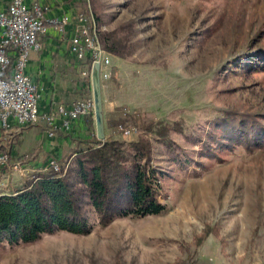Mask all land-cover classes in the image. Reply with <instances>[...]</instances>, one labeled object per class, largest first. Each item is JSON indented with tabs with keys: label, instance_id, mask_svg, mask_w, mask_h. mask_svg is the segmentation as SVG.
Returning a JSON list of instances; mask_svg holds the SVG:
<instances>
[{
	"label": "rangeland",
	"instance_id": "rangeland-1",
	"mask_svg": "<svg viewBox=\"0 0 264 264\" xmlns=\"http://www.w3.org/2000/svg\"><path fill=\"white\" fill-rule=\"evenodd\" d=\"M91 4L99 29L132 25V53L115 67L118 60L111 56V70L118 72L100 81L102 112L118 103L141 119L182 126L181 132L170 130L173 150L150 134L166 210L102 226L88 206L90 233L60 230L14 245L2 240L0 264H264V146L219 147L209 137L220 132L215 123L224 113H251L264 123V67L245 70L239 63L264 50V0ZM137 131L111 135L129 140ZM16 139L12 144L19 150ZM27 142L22 150L33 151ZM32 154L4 166L28 178L36 170L25 174L22 165ZM206 225L217 227L218 235L209 233L194 245Z\"/></svg>",
	"mask_w": 264,
	"mask_h": 264
},
{
	"label": "trees",
	"instance_id": "trees-1",
	"mask_svg": "<svg viewBox=\"0 0 264 264\" xmlns=\"http://www.w3.org/2000/svg\"><path fill=\"white\" fill-rule=\"evenodd\" d=\"M91 2L93 0L89 5L85 0L74 2L76 14L86 17L89 29L93 25L99 27V16ZM131 32L132 25L128 23L112 30L99 29L98 37L107 52L126 58L133 51L129 40ZM80 62L84 68L82 72H87L79 79L84 87L78 100H83L91 97V58L85 54ZM239 63L245 70L264 67V50L251 58L241 59ZM93 115V110L85 115L88 136L75 137L73 147L65 150L60 158H51L63 169L62 174L57 175L53 169L37 171L25 181L21 191L0 194V241L6 240L10 245L32 243L44 234L60 230L86 235L93 228L88 206L96 222L102 226L117 217L165 212L166 205L159 200L160 172L152 165L155 147L150 134H154L167 149L173 150L175 142L170 137V130L181 132V124L144 120L138 114L126 112L124 106H116L105 115L106 128L117 132L119 125H134L139 131L129 140L111 134L101 140L96 137ZM260 115L264 118V114ZM219 119L215 129L220 132H209L212 143L219 147L241 144L249 149L264 146V123L257 116L224 113ZM42 129L50 130L46 125ZM202 147L205 154L210 155L207 144ZM1 152L7 153L8 161L14 157L10 150L0 145ZM15 157L21 158V155ZM209 233L218 235V228L206 225L194 235L193 244L199 245ZM115 264L121 262L117 259Z\"/></svg>",
	"mask_w": 264,
	"mask_h": 264
},
{
	"label": "built area",
	"instance_id": "built-area-1",
	"mask_svg": "<svg viewBox=\"0 0 264 264\" xmlns=\"http://www.w3.org/2000/svg\"><path fill=\"white\" fill-rule=\"evenodd\" d=\"M86 21V17L76 14V32L70 39V50L79 60L85 54L90 56V77L96 71L95 64L99 63V79L106 80L111 76V53L103 48L99 40V27L93 25L89 29ZM68 22L67 16L46 19L41 5L37 3L28 5L25 0H11L5 10H0V122L2 126L10 127L9 119L13 118L19 127L44 123L50 128L49 134H52V130L59 126L56 123L57 117L60 118V126L68 129L73 119L93 110V98L90 97L76 100L69 105L59 104L55 110L44 115L40 114L38 87L25 73L29 53L41 49L40 37L46 31V24L50 23L62 28ZM85 73L87 72H82V74ZM117 129L124 136L136 131L135 126L119 125ZM7 157L6 152L0 153V168L6 164ZM50 169L55 170L57 175L63 173V169L53 160L38 171L46 172ZM32 177L33 174L25 178L22 183L15 185L11 193L21 191L25 181Z\"/></svg>",
	"mask_w": 264,
	"mask_h": 264
},
{
	"label": "crops",
	"instance_id": "crops-1",
	"mask_svg": "<svg viewBox=\"0 0 264 264\" xmlns=\"http://www.w3.org/2000/svg\"><path fill=\"white\" fill-rule=\"evenodd\" d=\"M10 1L0 0V10H5ZM25 1L28 5L35 3L41 5L44 8L46 19L53 17L61 18L63 16L69 18V22L62 28L55 27L50 23L46 24V31L40 37L41 49L39 51H31L25 65V73L38 87V111L44 115L55 110L59 104L69 105L80 99L79 92L84 87L79 80L84 68L80 60L70 50V39L75 34L77 25V8L74 5V2L77 0ZM111 56L118 60L117 64L113 63L114 67L120 65L123 61L120 57L112 54ZM111 69L113 68L110 66V71H112ZM115 72H118L117 68ZM101 99L103 105H106L105 95L102 91ZM118 105L121 104H112V106L106 109L107 112H103L105 137L111 134V130L105 129V115ZM9 122L10 127H4L0 122V145L4 148H10V152L14 157H12V160L10 159L9 163L15 162V155L19 156L24 153L33 152L31 158L22 165L25 169V174L34 170L38 171L47 165L53 157L60 158L65 150L73 147L75 137H87L89 132L85 115L73 119L68 129L60 126V118L57 117L56 123L59 126L52 134H49L46 129H42L45 125L44 123L19 127L13 118H10ZM93 126L95 128L94 115ZM13 136L17 137L19 150L12 144ZM24 139L28 141V145H31V143L35 145L33 151L27 150L28 148L25 151L22 150ZM20 173L13 170V168L11 169L9 165L0 168V194L11 193L15 185L25 180L24 176Z\"/></svg>",
	"mask_w": 264,
	"mask_h": 264
},
{
	"label": "water",
	"instance_id": "water-1",
	"mask_svg": "<svg viewBox=\"0 0 264 264\" xmlns=\"http://www.w3.org/2000/svg\"><path fill=\"white\" fill-rule=\"evenodd\" d=\"M99 63L95 64V73L91 76L92 82V98L94 103L93 113L95 120V132L98 139L103 140L105 138L104 131V119L102 112V99L100 89V79L98 76Z\"/></svg>",
	"mask_w": 264,
	"mask_h": 264
}]
</instances>
